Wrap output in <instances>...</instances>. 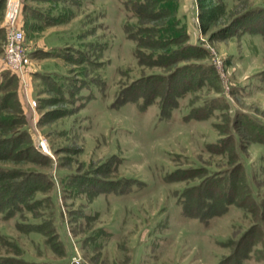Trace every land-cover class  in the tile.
Here are the masks:
<instances>
[{
	"label": "rangeland",
	"instance_id": "rangeland-1",
	"mask_svg": "<svg viewBox=\"0 0 264 264\" xmlns=\"http://www.w3.org/2000/svg\"><path fill=\"white\" fill-rule=\"evenodd\" d=\"M7 1L0 10V29H3L0 63L5 67L8 65L9 32L12 31L7 24ZM247 1L251 7L264 6V0ZM20 2L15 29L23 34L25 53L21 75H17V92L37 149L53 162V166L47 165L43 169L51 171L59 191L56 223L69 256L65 262L227 264L235 260L234 256H240L243 258L242 264H264V144L249 142L245 150L241 149L248 139L244 125L238 126L235 142H230V139L229 143L236 145L237 149L240 147L238 153L246 165L245 172L250 174L249 181L255 192L260 194L261 208L254 214L232 206L228 213L214 218L209 225L186 217L179 198L189 181L171 182L167 178L178 168L207 166L212 171H218L221 167L229 166L227 160L211 155L207 149L208 145L228 136L214 128L213 121L219 120L220 127L227 129L225 124L228 121L238 119L240 113H248L264 123V36H214L215 32L230 23V8L225 15L215 5L213 12L219 15L210 24L208 32L203 33L196 0L195 17L191 14L197 25L196 39L210 52L217 73V89L211 87L215 91L209 90L208 93V88H204L198 94L199 98H195L198 100L196 106L203 101L215 102L216 118L185 121L190 106L188 98H184L171 118L161 120L157 104L145 111L136 103L121 108L112 107L120 82L130 85L159 72V69L150 70L138 65L134 43L126 38L124 32L125 12L121 0L86 2L83 7L73 10L76 16L61 28L63 36L71 37L70 34L80 32L82 28L86 30L98 25L101 21L98 14L103 10L108 30H99L96 35L108 37L110 42L101 58L107 61L103 72L106 85L84 89L82 95L92 97L86 107L77 113L60 103L58 96L36 79L35 71L46 60L33 59L30 53L35 49L34 45L39 48L49 44V37L53 39L56 32L45 30L35 34L25 29V19L32 24L35 21L24 12L26 0ZM84 20L92 23L83 26L81 23ZM187 28L190 35L191 30ZM57 65L67 70L79 68L64 63ZM53 66L56 64H52L51 68ZM32 102L36 106H32ZM43 144L49 153L40 149ZM114 156L121 159L117 170L105 172V164L111 162ZM0 166L12 167V164L0 163ZM68 174L79 176L82 180L116 181L123 177L133 182L122 195L101 194L94 201L85 195L65 200L58 183ZM193 199L196 201V198ZM83 211L92 218L82 217ZM14 223V220L4 221L0 218V234L16 239L20 254L27 262L60 260L46 245L44 237L34 233L22 235L17 232ZM257 225L259 234L255 233ZM103 227H107L111 238L108 241L107 237L104 238L106 244L100 246L94 244L91 233ZM89 238H92V245L87 243ZM14 255L12 247L0 243V256Z\"/></svg>",
	"mask_w": 264,
	"mask_h": 264
},
{
	"label": "trees",
	"instance_id": "trees-1",
	"mask_svg": "<svg viewBox=\"0 0 264 264\" xmlns=\"http://www.w3.org/2000/svg\"><path fill=\"white\" fill-rule=\"evenodd\" d=\"M121 1L125 12L124 32L126 38L134 43V56L138 65L150 70L157 68L159 72L145 76L130 85L120 82L112 107L121 108L126 104L136 103L145 111L151 105L157 104L160 119L167 120L180 106L181 100L188 98L190 112L185 116V121L209 120L215 117V102L203 101L201 105L196 106L198 100L195 98H199L198 94L202 93L204 88H208V93L209 90L215 91L211 87L216 88L217 73L208 49L198 41L191 42L187 23L181 14V0ZM4 2L5 0H0V10L4 7ZM26 2L24 12L35 23L25 19L24 28L35 34L45 30L56 32L53 39L49 37L48 40L52 44L51 48H36L34 45L35 49L30 56L33 59L59 60V64L64 63L75 68L79 66L78 69L67 70L58 66L57 62L55 67L43 71L36 70L34 75L41 84H46L48 89L58 96L60 103L79 113L92 97L82 95V91L94 85H106L103 72L107 61L101 58L104 57L110 41L108 37L96 35L99 30H108L106 13L100 10L98 19L101 21L98 25L86 30L82 28V31L66 37L63 36L64 31L61 28L75 18L73 10L83 7L86 2L92 4L94 0ZM197 4L203 33L208 32L210 24L219 15L213 12L212 7L215 5L220 13L225 15L230 8V23L215 32L214 36H264V6L251 7L247 0H197ZM94 21L95 19L92 20ZM92 22L84 20L81 24L87 27ZM2 34L3 29H0V38ZM17 78V74L6 69L2 72L0 83V163L12 164V167L0 166V218L4 221L14 220L15 229L22 235L34 233L44 237L46 245L60 260L27 262L20 254L21 249L16 239L0 234V243L12 247L15 252V257L0 256V264H69L65 262L69 256L56 223V199L59 193L57 183L51 171L43 169L47 165L53 166V162L39 151L34 143L25 110L18 97ZM237 118L225 124L227 129L220 127L218 119L217 122L213 121L214 128L222 135L228 136L218 139L207 148L211 155L227 160L229 166L221 167L218 171H212L207 166L178 168L167 177L171 182L189 181L181 193L179 203L186 217L198 219L206 225L214 218L228 213L232 206L245 209L248 214H254L261 208L258 199L260 194L255 192L250 183V174L245 172L246 165L238 153L240 147L237 149L236 145H230L229 140L235 142L234 135L236 136L241 124L244 125L248 137L241 149L245 150L249 142L264 144V123L248 113H240ZM120 162L121 159L114 156L111 162L105 164V172L113 173ZM262 162L264 163V157ZM82 181L86 184H82ZM132 182L131 179L123 177L116 181L92 178L82 180L79 176L68 174L63 176L58 184L65 200L85 195L90 201H94L101 194H125ZM193 198H196V201ZM81 214L82 217L92 218V215L85 211ZM255 233L259 234L258 225ZM91 235L94 244L100 246L106 244V237L107 241L111 238L107 227L92 231ZM92 238L87 240L89 245H92ZM235 257V260L231 261L232 264H242L243 258Z\"/></svg>",
	"mask_w": 264,
	"mask_h": 264
},
{
	"label": "built area",
	"instance_id": "built-area-1",
	"mask_svg": "<svg viewBox=\"0 0 264 264\" xmlns=\"http://www.w3.org/2000/svg\"><path fill=\"white\" fill-rule=\"evenodd\" d=\"M20 3V0H8L6 14L7 24L12 28V31L9 32V44L7 52L8 65L6 68L18 76H20L22 72V58L24 57L25 53L23 34L22 32H19L15 29L21 6ZM31 104L32 106H36V104L33 102ZM40 149L45 153H49L46 149H44V144L42 146L40 145ZM79 262L80 261L76 260V263Z\"/></svg>",
	"mask_w": 264,
	"mask_h": 264
},
{
	"label": "crops",
	"instance_id": "crops-1",
	"mask_svg": "<svg viewBox=\"0 0 264 264\" xmlns=\"http://www.w3.org/2000/svg\"><path fill=\"white\" fill-rule=\"evenodd\" d=\"M181 14L184 16L185 21L187 23V27H189L190 31V35H191V42L192 43H196L197 39H196V31H197V25H196V21L195 19L191 18V14L194 16V12H196V0H181ZM198 20V19H197ZM196 26V27H195ZM195 32H193L192 30L195 29ZM193 37V39H192ZM41 47V46H40ZM44 47L46 49H49L52 47V44L49 42V44L47 43L46 46L44 44ZM50 61L46 60L45 63H43L40 68L38 69V71H43V70H48L46 68H51L52 64H56L58 62L59 64V60H55V59H49ZM52 62V63H51ZM6 70V67L3 65V63H0V78L2 77V72H4Z\"/></svg>",
	"mask_w": 264,
	"mask_h": 264
},
{
	"label": "bare ground",
	"instance_id": "bare-ground-1",
	"mask_svg": "<svg viewBox=\"0 0 264 264\" xmlns=\"http://www.w3.org/2000/svg\"><path fill=\"white\" fill-rule=\"evenodd\" d=\"M44 149H46V150L48 151V149H47L46 145H44Z\"/></svg>",
	"mask_w": 264,
	"mask_h": 264
}]
</instances>
